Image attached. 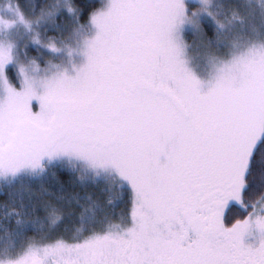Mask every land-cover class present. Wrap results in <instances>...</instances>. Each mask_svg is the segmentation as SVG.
Masks as SVG:
<instances>
[{"label": "snow or ice", "instance_id": "obj_1", "mask_svg": "<svg viewBox=\"0 0 264 264\" xmlns=\"http://www.w3.org/2000/svg\"><path fill=\"white\" fill-rule=\"evenodd\" d=\"M0 264H264V0H0Z\"/></svg>", "mask_w": 264, "mask_h": 264}]
</instances>
